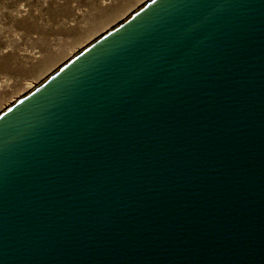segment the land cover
<instances>
[{
	"label": "water",
	"instance_id": "95a60500",
	"mask_svg": "<svg viewBox=\"0 0 264 264\" xmlns=\"http://www.w3.org/2000/svg\"><path fill=\"white\" fill-rule=\"evenodd\" d=\"M0 264H264V0H152L0 115Z\"/></svg>",
	"mask_w": 264,
	"mask_h": 264
},
{
	"label": "rangeland",
	"instance_id": "374dc122",
	"mask_svg": "<svg viewBox=\"0 0 264 264\" xmlns=\"http://www.w3.org/2000/svg\"><path fill=\"white\" fill-rule=\"evenodd\" d=\"M152 0H0V115Z\"/></svg>",
	"mask_w": 264,
	"mask_h": 264
},
{
	"label": "bare ground",
	"instance_id": "6f19581e",
	"mask_svg": "<svg viewBox=\"0 0 264 264\" xmlns=\"http://www.w3.org/2000/svg\"><path fill=\"white\" fill-rule=\"evenodd\" d=\"M101 39V38H100ZM77 57V56H76ZM62 69V68H61Z\"/></svg>",
	"mask_w": 264,
	"mask_h": 264
}]
</instances>
